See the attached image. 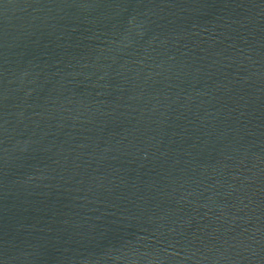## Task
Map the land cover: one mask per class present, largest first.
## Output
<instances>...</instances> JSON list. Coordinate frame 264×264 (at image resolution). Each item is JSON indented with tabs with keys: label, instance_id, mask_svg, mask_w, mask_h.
I'll return each instance as SVG.
<instances>
[{
	"label": "water",
	"instance_id": "obj_1",
	"mask_svg": "<svg viewBox=\"0 0 264 264\" xmlns=\"http://www.w3.org/2000/svg\"><path fill=\"white\" fill-rule=\"evenodd\" d=\"M0 264H264V0H0Z\"/></svg>",
	"mask_w": 264,
	"mask_h": 264
}]
</instances>
